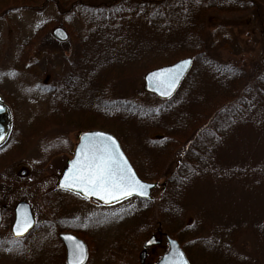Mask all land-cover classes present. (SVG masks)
<instances>
[{
  "label": "trees",
  "instance_id": "16d2710c",
  "mask_svg": "<svg viewBox=\"0 0 264 264\" xmlns=\"http://www.w3.org/2000/svg\"><path fill=\"white\" fill-rule=\"evenodd\" d=\"M53 2L60 25L68 27L64 18L71 14L81 20L78 30L71 29L76 51L62 78L26 88L21 74L30 65L39 29L28 38L18 35L8 76L16 90L0 85L11 110L8 136L0 144V171L31 146L41 148L47 159L67 149L70 130L113 132L147 181L165 176L168 160L181 149L157 199L123 202L128 209L123 234H168L178 240L190 264L255 262L240 241L249 232L262 237L264 223L247 221L236 201L264 190V58L253 72L214 58L207 24L211 13L252 11L264 37V0ZM23 4L0 2V17L29 7ZM42 22L55 21L45 16ZM187 56L193 66L170 99L146 91L132 99L123 95L122 82ZM5 77L0 72V81ZM52 127L59 128L58 136L46 133ZM204 187L216 188L229 200L219 210L200 205L196 197ZM120 254L115 251L113 260L105 256L102 261L123 264Z\"/></svg>",
  "mask_w": 264,
  "mask_h": 264
},
{
  "label": "rangeland",
  "instance_id": "374dc122",
  "mask_svg": "<svg viewBox=\"0 0 264 264\" xmlns=\"http://www.w3.org/2000/svg\"><path fill=\"white\" fill-rule=\"evenodd\" d=\"M21 1L26 2L27 4L23 5H29V9H11L6 17H0V72L7 78L12 73L18 35L21 39L28 38V35L39 29L38 38L33 41L29 53L30 65L21 74L26 88L34 89L43 84H50L66 74L68 63L76 51L77 36L71 33V29L78 30L81 20L75 19V15L71 14L72 16L67 15L64 18L68 27L60 25L56 21L57 12L53 0H0L5 6L15 2L20 4ZM41 8L43 10L38 12L37 9ZM42 12L43 17L52 18L55 22L43 25V17L40 14ZM73 20L76 21L74 24ZM207 25L216 46L212 52L214 58L234 63L247 72H253L252 68L261 65L264 37L254 12L211 13ZM58 26L68 33L69 39L66 42H60L53 37L52 29ZM21 31L24 34H20ZM143 76L144 74L122 82L121 90L126 99L141 97L145 92ZM7 78L0 81L1 87L16 90L17 84ZM5 104L10 109L6 101ZM10 118L11 112L7 117L8 130ZM57 131L58 127H52L46 133L55 137L58 136ZM83 132L84 130H70L66 139L67 149L59 148L57 153L48 159L43 155L41 148L35 145L29 148L27 155L12 161L0 171V264H64L65 250L59 241H56L57 237L55 238L60 229L75 233L90 244L86 264H104L102 260L105 256L111 261L115 251H121L123 264H155L167 250V242L161 232H158V241L148 246L146 255L140 258L145 238L123 234L122 224L128 212L124 204L105 208L95 201L81 199L56 187L58 178L67 160L72 157L73 149ZM181 151L180 149L168 160L165 176L160 177L157 187L152 191L153 198L160 196L161 183L174 170ZM204 188L201 190L204 191L203 195L196 197L202 206L216 207L219 210V207L229 200L223 193H216L214 187ZM246 197L248 198L236 201V208L241 210L247 221H255L260 226L264 223V190ZM189 198L193 201V196ZM18 201L30 203L37 222L33 234L23 239H13L10 233L13 209ZM232 205L234 206L233 203ZM261 230L262 237L249 232L240 241L243 249L254 256L255 262L252 264H264V226Z\"/></svg>",
  "mask_w": 264,
  "mask_h": 264
},
{
  "label": "water",
  "instance_id": "95a60500",
  "mask_svg": "<svg viewBox=\"0 0 264 264\" xmlns=\"http://www.w3.org/2000/svg\"><path fill=\"white\" fill-rule=\"evenodd\" d=\"M52 34L56 39L60 41H65L68 38L66 32L61 27L55 28ZM184 61H188V63L184 64L183 63ZM192 63H193V59L190 57H186V58L179 59L178 61L174 63L163 65L161 67L148 71L143 76L145 90L156 94L158 97L162 99H169L175 94L181 82L184 80L185 76L188 74L189 70L191 69ZM173 76L175 77V82L172 85V87L169 89L168 85ZM165 90L170 91V95H162L161 92ZM8 113H9L8 109L3 103L2 97L0 95V143L5 139L6 134H7V127L5 123L8 117ZM101 133L104 134L103 137L95 135V134H101ZM106 137H111V141L107 140ZM112 141L115 142V146L118 152L122 154L124 161L127 162V165L131 169V172L135 174V177L139 181H141L143 184L151 185V187H148L146 189L147 195L141 196L136 193H133L132 195L128 197H121V198L113 200L111 203H105V201L100 199L99 196H95V195L88 196L85 192H83L79 188H73V189H67V190L77 193L80 196H83L86 198L95 199L107 205L115 204L119 201H122L130 197H136V198H141V199H151L150 193H151V190L156 186V183L141 180L140 177L137 175L136 171L134 170L133 166L131 165L129 159L125 155L124 151L122 150L121 145L119 141L117 140V138L113 134L107 131L98 130V129L85 131L79 136V141L74 149L73 157L70 160H68L67 166L63 169V172L58 180V186L61 188H64L61 185L65 180V176L69 173V170L73 168L74 166L73 161L77 159V154L81 151L82 146H92V145L100 146L105 143L111 144ZM14 214L15 216H14V221L11 227V231L14 237H20V236H16L15 234V229H16V225L18 221H22L24 218H28L31 222L32 226L28 228V230L24 232L23 235H25L34 225L30 205L24 201L18 202L15 206ZM59 238L61 239V241L63 242L66 248L67 264H74V252L78 251L77 246L83 249V257L80 260V264H83L87 258V249L83 241H81L80 239H78L77 237L69 233H61L59 234ZM166 239L168 242L169 249L159 259V261L156 264H189V261L184 251L178 244V242L175 239L170 238V237H166ZM154 242H155V239L150 238L144 243V247H147ZM144 255H145V252L143 251L141 253V258H143Z\"/></svg>",
  "mask_w": 264,
  "mask_h": 264
},
{
  "label": "snow or ice",
  "instance_id": "6c2138e0",
  "mask_svg": "<svg viewBox=\"0 0 264 264\" xmlns=\"http://www.w3.org/2000/svg\"><path fill=\"white\" fill-rule=\"evenodd\" d=\"M183 63L187 64L188 61ZM174 82L175 77L173 76L168 85L169 89ZM161 94L170 95V91L165 90ZM95 135L104 136L102 133ZM106 139L111 141V137H106ZM73 165L61 186L66 189L79 188L88 196H99L105 203L128 197L133 193L146 196V189L151 187L135 177L122 154L118 152L114 141L111 144L105 143L100 146H82ZM31 226L28 218L18 221L15 229L16 236H22ZM77 249L78 251L74 252V264H80L83 257V249L79 246Z\"/></svg>",
  "mask_w": 264,
  "mask_h": 264
},
{
  "label": "flooded vegetation",
  "instance_id": "af4514ba",
  "mask_svg": "<svg viewBox=\"0 0 264 264\" xmlns=\"http://www.w3.org/2000/svg\"><path fill=\"white\" fill-rule=\"evenodd\" d=\"M34 223H35V222H34ZM34 225H35V224H34ZM54 232H55V231H54ZM55 233H56V232H55ZM78 238L81 239V240H83L81 237H79V235H78ZM59 241H60V240H59ZM83 241H84V240H83ZM84 242H85V241H84ZM59 243L63 246L64 250H66V249H65V246L63 245V243H62L61 241H60ZM85 244H86L88 250L90 251V244H89L88 242H87V243L85 242ZM64 264H65V263H64Z\"/></svg>",
  "mask_w": 264,
  "mask_h": 264
},
{
  "label": "bare ground",
  "instance_id": "6f19581e",
  "mask_svg": "<svg viewBox=\"0 0 264 264\" xmlns=\"http://www.w3.org/2000/svg\"><path fill=\"white\" fill-rule=\"evenodd\" d=\"M187 57H190V56H187ZM183 58H186V57H183ZM190 58H192V57H190ZM180 59H182V58H180ZM193 59V58H192ZM179 60V59H178ZM178 60H176V61H178ZM176 61H174V62H176ZM173 62V63H174ZM171 64V63H170ZM165 65H168V64H165ZM192 66H193V63H192ZM192 66H191V68H192ZM190 71V70H189Z\"/></svg>",
  "mask_w": 264,
  "mask_h": 264
}]
</instances>
